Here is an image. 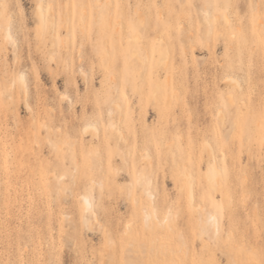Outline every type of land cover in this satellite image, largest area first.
I'll use <instances>...</instances> for the list:
<instances>
[{
  "label": "rangeland",
  "instance_id": "rangeland-1",
  "mask_svg": "<svg viewBox=\"0 0 264 264\" xmlns=\"http://www.w3.org/2000/svg\"><path fill=\"white\" fill-rule=\"evenodd\" d=\"M0 5V264H264V0Z\"/></svg>",
  "mask_w": 264,
  "mask_h": 264
},
{
  "label": "bare ground",
  "instance_id": "bare-ground-1",
  "mask_svg": "<svg viewBox=\"0 0 264 264\" xmlns=\"http://www.w3.org/2000/svg\"><path fill=\"white\" fill-rule=\"evenodd\" d=\"M206 12L209 14L208 11H206ZM207 16L208 15H206V17ZM38 18L42 24L45 23V12H44L41 4L38 6ZM210 18H211L210 15H209V19H208V17L206 18L209 23L211 22ZM8 36L11 37V34L9 32H8ZM22 78H24V76H22ZM233 80L236 81L235 79H233ZM85 130H87V131L94 130L96 132L98 130V127L95 124H88ZM209 146H210L211 152L214 153V148L211 145H209ZM146 158L149 159V154L146 155ZM220 175H221V169L219 168L217 161H215L214 164L212 165V167L208 169L207 176L214 183V181ZM150 195L153 196V193L150 192ZM193 195H194V193H193ZM191 198H193V197H191ZM84 200H85V204L87 207H92V215L94 217H97V215H94L93 203H92L90 196L85 195ZM214 211H209L207 221L209 223H212V224L217 226L219 224V216H218V213L217 212L215 213ZM155 212H156L155 210L154 211H148L147 210L146 215H145V220L149 222L151 220V217L158 216V215H156V216L154 215Z\"/></svg>",
  "mask_w": 264,
  "mask_h": 264
},
{
  "label": "snow or ice",
  "instance_id": "snow-or-ice-1",
  "mask_svg": "<svg viewBox=\"0 0 264 264\" xmlns=\"http://www.w3.org/2000/svg\"><path fill=\"white\" fill-rule=\"evenodd\" d=\"M0 7H4V8H7V5H0Z\"/></svg>",
  "mask_w": 264,
  "mask_h": 264
}]
</instances>
